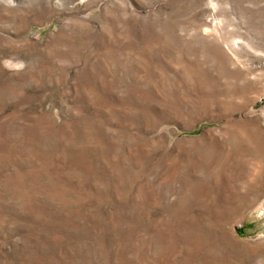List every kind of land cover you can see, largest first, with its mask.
Returning <instances> with one entry per match:
<instances>
[{"label":"rangeland","instance_id":"374dc122","mask_svg":"<svg viewBox=\"0 0 264 264\" xmlns=\"http://www.w3.org/2000/svg\"><path fill=\"white\" fill-rule=\"evenodd\" d=\"M0 264H264V0H0Z\"/></svg>","mask_w":264,"mask_h":264},{"label":"built area","instance_id":"2783aa9c","mask_svg":"<svg viewBox=\"0 0 264 264\" xmlns=\"http://www.w3.org/2000/svg\"><path fill=\"white\" fill-rule=\"evenodd\" d=\"M257 102H258V104H261L262 103V99L261 98L258 99Z\"/></svg>","mask_w":264,"mask_h":264},{"label":"trees","instance_id":"16d2710c","mask_svg":"<svg viewBox=\"0 0 264 264\" xmlns=\"http://www.w3.org/2000/svg\"><path fill=\"white\" fill-rule=\"evenodd\" d=\"M236 230H237V231H241V229H238V228H237Z\"/></svg>","mask_w":264,"mask_h":264}]
</instances>
